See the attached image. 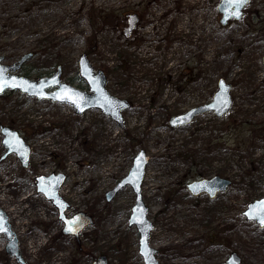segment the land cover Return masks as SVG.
<instances>
[{
	"label": "rangeland",
	"instance_id": "obj_1",
	"mask_svg": "<svg viewBox=\"0 0 264 264\" xmlns=\"http://www.w3.org/2000/svg\"><path fill=\"white\" fill-rule=\"evenodd\" d=\"M142 1L0 0V56L5 64L31 52L19 75L37 79L61 64L64 79L70 80L83 52L95 69L114 71L123 62L128 72L124 80L108 72L106 87L132 104L124 112L125 126L110 124L105 134L97 113L80 118L67 104L36 100L18 91L0 95V122L16 129L33 149L27 169L14 156L0 164L3 196L18 208L11 213L12 222L19 230L15 224L19 221L21 231H26L19 239L22 257L26 264H91L98 255L106 256L109 264H143L137 252L138 233L127 226L134 203L131 188L105 199L143 149L150 160L141 191L148 218L156 226L149 244L160 249L159 264H179L177 257L191 256L192 252L179 249L170 252L166 234L176 223V231H184L188 222L190 233L176 232V239L182 244L198 240L193 264H222L232 251L241 257V264H264V228L242 215L248 202L264 196V86L260 84L264 0H251L244 17L225 27L219 22L218 0H182L181 7L197 12L188 18L178 15L183 29H178L172 45V33L163 29L123 38L125 14L128 9L137 12ZM171 3L161 0L155 12L170 11ZM162 24L169 26V18ZM188 25L192 28L185 30ZM187 66H203L189 85L182 78ZM219 78L232 85V106L225 115L207 114L186 127H169L171 115L209 101ZM73 83L84 86L82 80ZM1 138L0 134V154ZM43 172L66 175L61 195L71 204L70 215L92 214L93 224L79 234L78 241L61 233L56 209L35 193L34 176ZM215 174L231 181L225 194L214 203L204 198L195 202L185 184ZM37 207H42L43 220L36 217ZM213 207L221 208L220 222H212ZM197 210L202 218L195 216ZM37 230L47 234V243L33 251L29 246ZM207 235L210 242L204 240ZM0 257L2 264H19L4 252Z\"/></svg>",
	"mask_w": 264,
	"mask_h": 264
},
{
	"label": "water",
	"instance_id": "obj_2",
	"mask_svg": "<svg viewBox=\"0 0 264 264\" xmlns=\"http://www.w3.org/2000/svg\"><path fill=\"white\" fill-rule=\"evenodd\" d=\"M248 2V0H247ZM243 8V7H242ZM242 8H240V16L242 14ZM217 10L221 13L220 23L225 24L229 19H236L232 13L234 9H231L227 5V0H219L217 3ZM136 15H129L127 26L123 28V36L128 38L135 26ZM237 20V19H236ZM32 57V53L23 54L17 61L11 64L4 63V57L0 56V69H3V77L10 84L14 81L16 84L21 85L20 87H5L0 90V95L5 91H15L18 90L20 93L25 94L28 97H34L36 100H49L53 103H68L72 106L74 113L81 115L84 111L88 109H99L100 112L109 116L119 127H123V116L122 112L129 109L130 104L126 99H121L114 97L107 91L106 77L102 70L93 71V67L89 63V60L85 53H82L77 61L78 65V75L88 85L87 91H81L79 89L73 88L71 85L60 82L61 67L58 65L56 67L55 73L50 77H42L37 80H31L25 76L17 74V71L21 66ZM263 68H264V55L262 58ZM32 85L27 91L24 87L27 85ZM52 88L51 90H48ZM69 89L71 92L78 94L84 98L85 102L81 103L80 107L74 104L57 99V93L62 89ZM230 84L226 83L224 79L220 78L217 81V89L212 96L211 102L191 108L184 113L171 116L169 119V126L176 127L182 126L189 123L195 115L202 114L205 112L213 111L214 114L219 117L223 113L229 110L231 106L230 97ZM107 96L111 103H106L103 99ZM227 101V103H224ZM0 133L3 137L2 145L5 149L4 154L0 157V161L4 159L9 154H15L23 168H27L30 148L25 143L23 138L19 133L6 125H0ZM11 134V135H9ZM10 141L11 145H6L5 141ZM149 157L146 155L143 149H140L138 153L133 157L132 165L128 173L119 180L116 185L109 191L106 192L105 198L110 201L123 187L129 186L134 193V204L131 207V214L128 218V225H134L137 229L139 239H138V253L141 255L144 264H158L154 256L155 250L148 246L149 233L153 228L152 223L147 219L148 209L145 206L142 195H141V185L145 175V168L148 164ZM43 178V179H41ZM36 192L41 193L47 200H50L53 206L57 209L58 217L63 223L62 233L65 235H73L76 238L79 233L83 231L87 226L93 223L91 216L85 214L84 212H78L74 214L71 218H66L64 215L65 210L69 208V204L63 200L59 195V190L65 180V175L62 173L51 174L49 176L38 175L34 178ZM230 184V180L221 178L219 176H212L208 179H201L192 181L187 186L188 190L192 195H198L200 193H206L210 198L214 197L216 193L225 191L227 186ZM43 189V190H42ZM264 201V196L249 202L246 205L245 210L242 215L247 221H254L260 228L264 227V224L260 223L259 219H250L245 213L250 211L251 205H257L258 202ZM64 205L66 207H61ZM143 210L142 212L140 210ZM135 210V211H134ZM78 218V223L75 226V231H68L69 225L66 221ZM136 221H146V223H139ZM0 234H4L7 239V245L5 252L8 256L14 257L16 261L20 264H24L21 254L18 249V240L15 233L11 230V226L8 222V217L5 212L0 209ZM92 264H109L108 259L104 255H99ZM226 264H240V258L235 252L229 254Z\"/></svg>",
	"mask_w": 264,
	"mask_h": 264
},
{
	"label": "flooded vegetation",
	"instance_id": "obj_3",
	"mask_svg": "<svg viewBox=\"0 0 264 264\" xmlns=\"http://www.w3.org/2000/svg\"><path fill=\"white\" fill-rule=\"evenodd\" d=\"M161 0H143L141 3H139V9H138V11L137 12H135V11H133V10H131V9H128V11H127V13L125 14V25H124V27L125 26H127V21H128V17H129V15H132V14H135L136 15V18H137V20H136V23H135V26H134V28H133V30H132V32H131V34H130V36L128 37V38H124L125 40H131V39H133L134 38V34L137 32V31H144V32H146V31H153V30H155V31H159V30H169V32H171L172 33V35H171V40H170V44L172 45V44H174V43H176V32L178 31V29H183V28H179V25H178V15L179 16H182V17H191V16H193L194 14V12H197V10L195 9V8H193V7H189V8H183V7H181V5L182 4H184L183 2H182V0H171L172 1V3L170 4V11H168L167 9H165V10H160V11H158V12H155L156 11V7H160V6H158L159 5V2H160ZM250 1L251 0H248V2H247V4H246V6H244L243 8H242V14H241V16H240V18L239 19H233V18H231V19H229L224 25L223 24H221L220 23V25L221 26H223V27H225V26H228L231 22H235V21H239V20H241L243 17H244V15L246 14V7L249 5V3H250ZM218 14L220 15V19H221V13H219L218 12ZM169 18V21H170V24H169V26H167L166 24H162V22H164L165 20H167ZM220 19H219V22H220ZM251 19H253V16H251ZM260 26V25H259ZM259 26H257V32H259L260 31V29H259ZM190 28H192V26L191 25H188V26H186L184 29L185 30H190ZM261 65H262V73H261V80H260V84H261V86H264V68H263V62H262V58H263V55H264V51L261 53ZM60 67H61V80H63L64 82H67V83H69V84H73L74 85V81H76V80H81L79 77H78V74H77V71H76V73H75V76H74V78H72V79H70V80H66V79H64L65 77H64V73H65V68L60 64ZM201 69L203 70V66H202V68H198L197 66H195V67H193V66H187V68L184 70V69H181V70H184V76L183 77H186L185 79L186 80H189V82H191L192 81V79H193V77L195 76V75H201ZM195 71V72H194ZM203 73V72H202ZM180 74V73H179ZM50 75V74H49ZM182 77V78H183ZM84 83V82H83ZM187 85H189V83L187 84ZM230 86H231V90H232V85H231V83H230ZM76 88L77 89H80V90H87V87H86V85L84 84V86L83 87H78V86H76ZM231 99H232V95H231ZM207 102V101H206ZM206 102H204V103H206ZM204 103H201V104H204ZM199 105V104H198ZM193 107V106H192ZM191 108V107H190ZM97 113L98 114V117H99V119L105 124V128H106V130H105V134H108V131H109V125L111 124H113V121L111 120V118L110 117H107V116H104V115H102L97 109H90V110H87L86 112H84L82 115H80L79 117L80 118H83V117H85V116H87L88 115V113ZM183 112H185V110H183V111H181V112H178V113H176V114H174V115H177V114H180V113H183ZM204 115H207V114H202V115H198V116H195L194 117V119L191 121V123L192 122H194V120L197 118V117H199V116H204ZM210 115H212V114H210ZM190 123V124H191ZM177 128H181V127H177ZM3 161H1L0 162V164L2 163ZM31 165V163L29 162V166ZM215 175H217V176H219V177H221L219 174H215ZM212 176H214V175H212ZM203 178H207V177H202V176H198V178H195V179H192V180H190V182H188L187 184H185V188H186V190H187V192H188V194H189V196L192 198V199H194V201L196 202V201H198V200H196V199H201V198H204L203 200H205L206 202H209V203H214L217 199H219V197H221V196H223L224 194H225V191H221V192H218V193H216L215 194V196L214 197H212V198H210L206 193H200V194H198V195H192L191 193H190V191L188 190V184L189 183H191L192 181H195V180H200V179H203ZM69 204V208L65 211V217L66 218H71L72 217V215L74 214V213H72L71 215L69 214V210L71 209V204L70 203H68ZM197 207H195V209H196ZM175 209H177V207L175 208ZM181 209V210H180ZM212 212H211V214H212V216H213V220H212V222L213 223H216V222H220V220H221V218H220V215H221V213H220V211H221V208L219 209V207H217V208H215V207H213L212 208ZM183 212V209H182V207H180V208H178L177 209V212ZM189 212H190V210H189ZM216 212H217V214H216ZM84 213H86L87 215H89V216H91L92 217V214H90V213H87V212H84ZM196 213L197 214H195V216H197V218H202V215H201V211L199 210H197L196 211ZM9 218H10V216H9ZM210 219V217L207 215V214H205L204 215V222H208V220ZM151 221V220H150ZM10 224L13 226V222H12V220H11V218H10ZM151 223H152V225H153V228H152V230L150 231V233H149V237H148V240H147V242H148V246L150 247V248H152V249H154L155 250V253H154V256H155V258H156V254H157V252L159 251L160 252V249H156V248H153V247H151L150 246V244H149V241H150V236H151V233L156 229V226H155V224L151 221ZM180 225L182 226V224L180 223ZM127 226L128 227H133V226H129L128 225V223H127ZM173 227L172 228H169V230H168V233H166L167 234V241H168V243H167V245L169 246V248H170V252H173V251H176V250H184V251H186L187 253L188 252H192V254H190L191 256H188V255H182V256H180V258L179 257H177V259L175 260V262H177V261H179V262H177V263H179V264H187V261H190L191 260V264H193V262H194V257L196 258V256H197V253H194L193 252V249H194V245H196L197 243H198V240L196 239V240H193L192 238L189 240H186L183 244L181 243V242H179L180 240L179 239H176V232H181L183 235H186V231H188L189 233H190V231H191V229H192V227H191V223L189 224V222L187 223V225H186V227H185V229H184V231H183V229H180L179 231H176V228H177V226H178V224L176 223V224H174V225H172ZM194 227L195 228H197L196 227V224H194ZM135 228V227H134ZM136 229V228H135ZM186 230V231H185ZM219 230H220V228H219ZM137 231V230H136ZM61 233H62V230H61ZM63 234V233H62ZM80 234V233H79ZM63 235H65V234H63ZM181 235V234H180ZM66 236H71V237H74L75 238V240L76 241H78V238H79V235H78V237L76 238L75 236H73V235H66ZM0 238H2V236H0ZM209 238H210V235H207V239H204V240H207L208 242H210L209 241ZM0 246L2 247V251L0 250V254H1V252H4L5 253V246H4V239H3V241L1 242V244H0ZM171 246V247H170ZM21 247H22V243L21 242H19V251H20V249H21ZM139 249V248H138ZM138 249H137V252H138ZM196 249V248H195ZM210 251V249H207V253ZM185 252V253H186ZM21 253V258L23 259V257H22V252H20ZM184 253V254H185ZM186 253V254H187ZM6 254V253H5ZM7 255V254H6ZM8 256V255H7ZM9 257V256H8ZM240 257V256H239ZM10 258V257H9ZM192 258V259H191ZM241 258V257H240ZM11 260H13V261H15L16 262V259L15 258H10ZM142 259V258H141ZM190 259V260H189ZM156 261H157V259H156ZM23 262H24V264H26L25 263V260L23 259ZM158 262V261H157ZM225 262H226V258H224V261H223V263L222 264H225ZM17 263V262H16ZM142 263H143V260H142ZM0 264H2V259H1V257H0ZM144 264V263H143ZM159 264V263H158ZM240 264H241V260H240Z\"/></svg>",
	"mask_w": 264,
	"mask_h": 264
},
{
	"label": "snow or ice",
	"instance_id": "obj_4",
	"mask_svg": "<svg viewBox=\"0 0 264 264\" xmlns=\"http://www.w3.org/2000/svg\"><path fill=\"white\" fill-rule=\"evenodd\" d=\"M247 0H227V5L229 8L234 9L232 15L236 18H240V8L246 6ZM3 69H0V90H3L5 87H20L21 85L16 84L14 81L10 84L7 80L3 77ZM25 85H27V82H24ZM29 87H33L32 85H27V87H24V90L27 91ZM57 99H60L62 101H67L72 104H74L77 107L81 106L82 102L84 101V98L82 96H79L76 93L71 92L69 89H62L59 93H57L56 96ZM104 101L106 103H111L109 101L108 97L105 95L103 97ZM224 103H227V101H224ZM11 135V134H9ZM6 145H11L10 141H5ZM43 179V178H41ZM43 190V189H42ZM61 207H66L64 205H61ZM250 211L245 213L246 216H248L250 219H259L261 224H264V201L258 202L257 205H251ZM135 211V210H134ZM143 211L142 209L140 210ZM139 223H146V221H136ZM66 223L69 225L68 231H75V226L78 223V218H74L73 220L66 221Z\"/></svg>",
	"mask_w": 264,
	"mask_h": 264
},
{
	"label": "trees",
	"instance_id": "obj_5",
	"mask_svg": "<svg viewBox=\"0 0 264 264\" xmlns=\"http://www.w3.org/2000/svg\"><path fill=\"white\" fill-rule=\"evenodd\" d=\"M120 64H122V65H120V66H115L114 67V71H112V70H109V71H107V73L109 72V74H111V75H115V76H117L119 79H121V80H124V77H126V75H127V69L125 68L126 66H125V64L123 63V62H120ZM195 67V66H194ZM119 71H120V73L121 74H119ZM110 76V75H109ZM198 77H199V74L198 75H195L194 77H193V79H192V81H191V83L192 82H195V80H197L198 79ZM186 78V77H185ZM184 78V84H186V83H190L189 82V80H186Z\"/></svg>",
	"mask_w": 264,
	"mask_h": 264
},
{
	"label": "bare ground",
	"instance_id": "obj_6",
	"mask_svg": "<svg viewBox=\"0 0 264 264\" xmlns=\"http://www.w3.org/2000/svg\"><path fill=\"white\" fill-rule=\"evenodd\" d=\"M62 190H63V187L61 188L60 192H62ZM1 200H5V203H6V204H8V205H12L13 207H12L10 210H11V212H12L13 214H15L14 212H15L18 208L15 207V205H14L13 202H11L10 198L5 199V197H2ZM15 216H16V215H15ZM15 224H16V226H17L18 229H19V230L14 231V232H15V235H16L17 238H20V237H22V235H25V234H26V231H21L22 224H21L19 221H16ZM24 238H27V237L24 236ZM27 244H28V242H27ZM30 244H31V242H30ZM26 249H27V251H28V246H27V245H26ZM28 252H29V251H28ZM193 263H196V261H194Z\"/></svg>",
	"mask_w": 264,
	"mask_h": 264
}]
</instances>
